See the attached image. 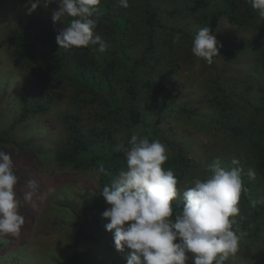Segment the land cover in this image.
<instances>
[{
	"label": "rangeland",
	"instance_id": "rangeland-1",
	"mask_svg": "<svg viewBox=\"0 0 264 264\" xmlns=\"http://www.w3.org/2000/svg\"><path fill=\"white\" fill-rule=\"evenodd\" d=\"M243 1L238 7L233 5L239 18L237 23H231L227 17L217 19L211 34L216 36L221 56L214 57L211 65L191 51L198 30L209 26L208 22L200 24L196 18L222 7L223 0H213L196 14L184 13L173 20L174 24L190 29L191 37L185 39L179 53L169 54L175 74L167 99L174 109L164 112L165 118L159 125L163 135L182 147L189 165L194 167L193 176L187 175L186 180L178 183L181 191L191 186L194 179H205L209 167L217 160L226 170L233 158L239 161L237 166L252 181L251 197L259 203L261 228L253 237L248 231L239 230V250L225 264H264V165L261 164L264 110H255L264 108V20L248 0ZM40 6L49 16L58 10L56 3ZM28 7L25 0H0V132L7 131L11 139L20 142L19 146L0 142V148L12 153L14 171L19 178L18 195L22 198L26 180L31 178L38 183V196L44 198L34 196L20 209L26 223L19 237L0 236V264H58L52 257L64 260L70 255L69 245L81 219L82 203L97 194L99 185L94 171L58 166L52 157V150L68 137L63 116L73 109L70 86L59 89L58 98L49 109L30 113L26 120L12 126L21 108L26 74L9 56L5 36L15 24V11L26 16ZM220 86L224 89L219 90ZM185 104L197 110L190 114L181 111ZM90 109V106L81 109L87 118ZM137 133L139 130L134 134ZM249 136L261 144L251 146ZM152 140L166 146L168 157L174 151L173 144L156 136ZM250 169L253 176L248 175ZM241 197L239 215L246 213ZM109 207L106 204L105 210ZM100 235V243L83 246L91 251L90 262L127 264L126 258L132 250L125 246L123 251H117L113 233L107 230H102Z\"/></svg>",
	"mask_w": 264,
	"mask_h": 264
},
{
	"label": "trees",
	"instance_id": "trees-1",
	"mask_svg": "<svg viewBox=\"0 0 264 264\" xmlns=\"http://www.w3.org/2000/svg\"><path fill=\"white\" fill-rule=\"evenodd\" d=\"M212 1L131 0L129 7L123 8L117 0H100L94 34L99 35L106 46L103 53L97 51L99 44L86 48L59 47L56 36L70 23L71 17H63L64 24L53 23L52 16L41 6L26 16L15 11V24L6 31L5 42L9 56L26 76L22 84L21 108L12 126L26 120L30 113L49 109L58 98L59 89L68 85L73 107L63 116L68 137L52 150L53 160L61 167L91 171L102 163L107 173L97 178V194L82 203L81 219L69 245L70 255L64 260L52 257L56 263L95 264L89 259L91 251L83 246L100 243V232L106 230L108 220L102 213L107 203L100 191L110 185L120 167L125 166L124 149L130 147L128 142L137 130L138 137H144L143 133L149 135L150 140L156 136L174 145V151L162 167L171 169L178 183L191 174L194 167L189 165L182 147L175 146V140L163 135L159 124L165 118L164 112L174 109L167 99L175 74L169 54L172 51L179 53L185 39L191 37L190 29L174 24L173 20L184 13L196 14ZM223 2L225 4L216 7L211 15L204 14L196 21L200 24L208 22L211 29L216 28L220 17L237 23L239 18L233 7L244 1ZM177 33L180 40L174 42ZM84 106L91 107L90 119L81 111ZM180 110L190 114L197 108H188L185 104ZM0 142L20 144L11 139L7 131L0 132ZM248 142L253 147L261 144L251 136ZM234 167L238 166L230 163L227 170ZM241 175L247 188L246 193H241L246 213L235 219L239 230L248 231L253 237L261 228L259 203L251 197L252 181L247 178V173L242 171ZM179 193L172 202L174 208L182 206V191ZM187 264H192L191 259Z\"/></svg>",
	"mask_w": 264,
	"mask_h": 264
},
{
	"label": "clouds",
	"instance_id": "clouds-1",
	"mask_svg": "<svg viewBox=\"0 0 264 264\" xmlns=\"http://www.w3.org/2000/svg\"><path fill=\"white\" fill-rule=\"evenodd\" d=\"M117 2L123 8L129 7V0ZM52 3L58 4V10L52 13L53 23H63L65 16L73 18L56 36L60 48L99 44L97 51L105 52L101 37L94 34L100 0H27V12L31 14L38 6ZM248 3L264 20V0ZM211 33L209 26L199 29L191 48L209 65L214 57L221 56L216 36ZM173 40L178 42L180 34H175ZM128 143L130 147L124 149L125 167L100 191L110 205L102 217L110 221L105 229L113 233L116 250L123 251L125 246L132 250L127 264H187L190 259L192 264H225L239 250L241 234L235 217L240 213L241 193L247 192L243 169L226 170L217 160L205 179H194L182 191V206L174 208L172 202L180 193L174 172L162 167L168 159L166 146L137 135H132ZM231 163L238 165L239 161L233 158ZM14 169L12 153L0 148V236H20L26 223L20 209L38 196V183L31 178L26 180L22 198L18 195L19 178ZM93 171L97 178L107 175L102 163ZM248 175H254L251 169Z\"/></svg>",
	"mask_w": 264,
	"mask_h": 264
}]
</instances>
